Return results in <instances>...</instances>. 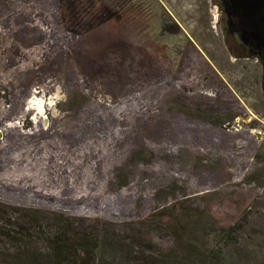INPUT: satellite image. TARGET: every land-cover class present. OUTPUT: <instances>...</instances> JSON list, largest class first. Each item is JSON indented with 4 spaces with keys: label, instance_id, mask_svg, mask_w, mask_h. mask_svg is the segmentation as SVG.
<instances>
[{
    "label": "rangeland",
    "instance_id": "rangeland-1",
    "mask_svg": "<svg viewBox=\"0 0 264 264\" xmlns=\"http://www.w3.org/2000/svg\"><path fill=\"white\" fill-rule=\"evenodd\" d=\"M209 14L204 0L0 2V88L13 92V105L19 106L17 97L33 84L25 117L8 128L22 133L26 124L35 127L51 119L61 133L81 135L83 119L75 116L76 103L68 94L79 73L94 109L114 118L113 137L118 144L124 143L125 135L145 129L146 119L154 126L187 119L193 114L187 105L191 103L198 109L197 121L221 124L225 132L239 133L238 140L244 143L237 144L233 153H215L189 143L179 144L171 158L165 156L167 152L153 151L148 168L133 172L128 184L140 194L170 186L177 196L185 195L196 205L201 204L202 194L211 193L214 214L236 220L238 212L227 202L239 197L233 194L264 197V187L255 190V184H264L261 68L254 60L229 57L217 38L216 15L211 19ZM44 37L55 46L46 47ZM201 60L228 93L219 90L217 96V87L207 78L195 87H182L189 64ZM141 67L154 80L145 83L143 92L135 88ZM133 77L130 85L137 94L124 101L120 89ZM46 83L50 90L42 92L39 88ZM3 114L0 110V122ZM111 193L107 185L105 194Z\"/></svg>",
    "mask_w": 264,
    "mask_h": 264
},
{
    "label": "trees",
    "instance_id": "trees-1",
    "mask_svg": "<svg viewBox=\"0 0 264 264\" xmlns=\"http://www.w3.org/2000/svg\"><path fill=\"white\" fill-rule=\"evenodd\" d=\"M50 40L43 39L48 48L55 46ZM183 65L184 58L180 70ZM137 75L135 88L143 92L153 74L141 67ZM182 77L184 89L207 78L217 96L228 93L202 60L190 63ZM134 80L122 84L124 101L137 94ZM84 84L79 73L68 92L85 128L73 137L51 119L45 125L26 124L22 133L8 128L23 119L33 84L17 97L19 106L13 105V92L0 88V264H264L263 196L233 194L239 196L227 200L238 212L233 221L214 214L211 193L202 194L196 205L170 186L140 194L128 184L133 172L148 168L153 151L171 158L179 144L189 143L233 153L244 143L240 134L197 121L198 109L190 103L193 114L187 119L159 126L146 119L145 129L118 144L114 118L94 109ZM263 187L255 184V190Z\"/></svg>",
    "mask_w": 264,
    "mask_h": 264
},
{
    "label": "flooded vegetation",
    "instance_id": "flooded-vegetation-1",
    "mask_svg": "<svg viewBox=\"0 0 264 264\" xmlns=\"http://www.w3.org/2000/svg\"><path fill=\"white\" fill-rule=\"evenodd\" d=\"M204 7L211 19L216 15L217 38L229 57L254 60L260 66L264 95V0H204ZM39 89L46 92L50 87L46 83Z\"/></svg>",
    "mask_w": 264,
    "mask_h": 264
}]
</instances>
